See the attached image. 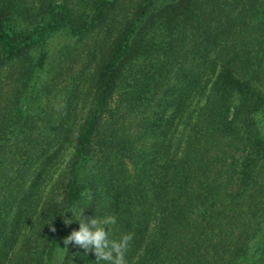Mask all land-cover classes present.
Returning <instances> with one entry per match:
<instances>
[{
    "label": "trees",
    "instance_id": "16d2710c",
    "mask_svg": "<svg viewBox=\"0 0 264 264\" xmlns=\"http://www.w3.org/2000/svg\"><path fill=\"white\" fill-rule=\"evenodd\" d=\"M73 208L128 264H264V0H0V264H103Z\"/></svg>",
    "mask_w": 264,
    "mask_h": 264
},
{
    "label": "clouds",
    "instance_id": "9594fccd",
    "mask_svg": "<svg viewBox=\"0 0 264 264\" xmlns=\"http://www.w3.org/2000/svg\"><path fill=\"white\" fill-rule=\"evenodd\" d=\"M85 210V208H73L71 211H65L71 213V217L63 220L64 225L69 226L72 223H76L78 228L71 231L64 239V249L67 250V245L73 244L82 249L85 255L92 253L97 262H103V264H128L126 255L133 239V234H124L118 240L111 239L109 226L116 224V217L97 218L86 216L84 215ZM52 231H55V229L52 228Z\"/></svg>",
    "mask_w": 264,
    "mask_h": 264
},
{
    "label": "rangeland",
    "instance_id": "374dc122",
    "mask_svg": "<svg viewBox=\"0 0 264 264\" xmlns=\"http://www.w3.org/2000/svg\"><path fill=\"white\" fill-rule=\"evenodd\" d=\"M74 40L75 39H69L68 37H65V36L64 37L63 36H56L49 42L48 47L46 46L42 49V51H39V54L33 53L31 55L30 59L28 60V63H30V64L34 63V65H36V64L39 65L38 58H40V57L44 58L43 63L41 64L42 67L45 66V69H46L45 71L43 70L44 73L42 74V80L44 82L48 81V79H50V77H51V74L48 71L50 68V67H48L49 66L48 64L52 65L55 61H57V59H59L62 56L61 54H62L63 48L66 45L73 44ZM75 46L77 47L78 45H75ZM63 58L64 57L62 56L61 59H63ZM40 70H41V68H40Z\"/></svg>",
    "mask_w": 264,
    "mask_h": 264
}]
</instances>
